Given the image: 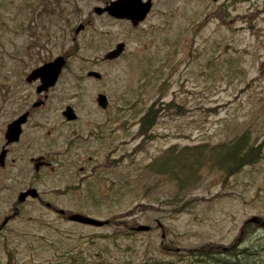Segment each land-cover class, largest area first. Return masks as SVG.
<instances>
[{"label":"rangeland","instance_id":"374dc122","mask_svg":"<svg viewBox=\"0 0 264 264\" xmlns=\"http://www.w3.org/2000/svg\"><path fill=\"white\" fill-rule=\"evenodd\" d=\"M33 1L0 0V83H13L9 94L0 92V150L6 125L30 111L21 141L7 146V165L0 171V222L12 215L19 191L30 182L29 175L22 178L33 170L32 156L49 152L54 170H44L40 191L52 190L47 198L68 212L109 223L71 222L36 203L24 204L0 236V264H51L75 251L84 253L87 264H139L150 257L169 259L174 249L231 245L237 253L246 242L263 243L264 21L258 31L234 30L206 21L205 0H157L148 22L132 30L95 14L97 0H59L64 9L50 18L30 10ZM80 23L85 28L75 34ZM35 29L43 45L26 50ZM119 41L126 45L123 55L103 60ZM36 51L46 59L34 60ZM59 55L66 56V64L56 84L44 105L32 107L43 95L35 91L39 82H26V76ZM92 70L101 78L88 77ZM98 92L108 98L105 114L95 101ZM67 104L79 118L73 124L61 114ZM150 106L157 116L140 134V118ZM105 123L111 124L112 137L98 143L86 139L85 129ZM71 127L76 132L70 135ZM243 133L261 145L257 161L233 175L206 166L186 197L170 178L172 171H157L170 166L162 162L170 147L205 150ZM99 143L115 152L105 157L111 167L91 174L92 166L104 161L101 153L88 152ZM190 161L170 162L179 170ZM70 172L74 181L67 178ZM184 203L188 207L179 211ZM253 217L257 222H247ZM139 224L150 229L120 234Z\"/></svg>","mask_w":264,"mask_h":264},{"label":"trees","instance_id":"16d2710c","mask_svg":"<svg viewBox=\"0 0 264 264\" xmlns=\"http://www.w3.org/2000/svg\"><path fill=\"white\" fill-rule=\"evenodd\" d=\"M68 1L69 0H65V2ZM61 3L62 2H59V0H34L33 2H30L28 8L33 11H36L37 8L39 15H44L45 18H50L51 15H55L57 11H62L64 9V7H60ZM33 34L35 41L29 44L26 50L40 48L43 45L39 43L42 40V35L38 34L37 29L33 31ZM20 53L22 52L20 51ZM34 53L35 54L31 53L33 54L32 57H35L34 60L46 59L44 58V55H41L42 53L40 54V51ZM12 86V82L4 81L3 83H0V92L3 94H9ZM156 114L157 111L154 109V106H150L147 109L140 118V134H146L149 127L152 126L155 119L154 117L157 116ZM250 141L249 134L243 133L235 140L228 142L227 145L219 143L205 150L201 145H195L193 147L184 146L180 149H175V146H173L167 149V155H164V158H162V162H168L167 164L170 166H164V169L162 170L159 169V167H161L159 166V170L157 169V171L159 173L172 171L170 178L174 179L176 182L179 191L182 193V197H186L188 194L187 191L190 187L195 185L198 181L200 172L206 166H215L225 174L233 175L244 166L256 162L261 154V145ZM177 157H184L186 159L190 158L191 161L189 166L185 169L176 170L170 161H175ZM152 171L155 172V170ZM173 172L174 175H172ZM178 201H181V199ZM164 203H166V201H164ZM187 207L188 206L184 203L179 211H182L183 209L186 210ZM136 232L137 230L135 228H127L124 233L120 234L124 235L126 233ZM260 242L256 243L255 246L246 242V245L242 246L243 248L237 253L234 252V248L231 245L225 249L221 246H217L216 249L211 251H204L201 248L190 249L185 253L177 252L171 247L174 249L172 250L173 257L169 259L160 258V256L145 258V261L139 264H258L259 262L264 261V259L261 260L258 257L259 255L264 256V241H262L263 243ZM83 254L82 251H75L72 253L67 252L60 255V260L51 261V264H78L79 262L80 264H87L84 260ZM100 256L102 257L103 255H97V257ZM47 264H49V262Z\"/></svg>","mask_w":264,"mask_h":264},{"label":"flooded vegetation","instance_id":"af4514ba","mask_svg":"<svg viewBox=\"0 0 264 264\" xmlns=\"http://www.w3.org/2000/svg\"><path fill=\"white\" fill-rule=\"evenodd\" d=\"M111 1H115V0H97L98 4L93 6L92 11H94V13L97 14V15L105 14V15L110 16L115 21L125 23L132 30H137V29L143 27V25H145V23L148 22V18L152 14V10L155 7V5L157 4V2H156L157 0H136L138 7L139 6L143 7L145 5V2L149 1L150 2V8H149L148 12L145 14V16L142 19H140L138 22L134 23L132 21V19L115 17V16L110 15L107 11H103L100 14L95 12V8H97V7L98 8H105ZM204 13L206 15V21L207 22L215 21V23L218 26H222V25L223 26H229L230 29H234V30H249V31H255L256 30V31H258L260 21L261 20L264 21V0H262V1L261 0H205V2H204ZM80 24H78L77 27ZM82 25H83V27L79 30V32L85 28V25L84 24H82ZM74 33L78 34L75 31H74ZM262 37H264V35H262L261 38ZM119 42H123V41H119ZM119 42H117V43H119ZM116 44L114 45V47L109 48L107 51H105V53L102 56L103 60H105V61H115V60L119 59L123 55V53L125 51V47H126L125 43H124V49H123L122 53L120 54V56H118L117 58H114V59H105L104 58V55L108 51L114 49L116 47ZM63 56L66 59V56L65 55H63ZM88 77L95 78V77H92V76H88ZM100 78H101V74H100L99 78H95V79H100ZM35 81L39 82V80H34L32 82H35ZM38 85L39 84H37V86ZM35 91H36V88H35ZM36 93H37V91H36ZM98 93H102V92H98ZM37 94L38 95L42 94L43 97L42 98H38L35 102H33L32 107H40V106L44 105L45 100L47 98V91L46 92H42V93H37ZM97 94H96V96H97ZM106 97H107V95H106ZM95 101H96V97H95ZM36 102H40V104L39 105H34ZM96 104H97V102H96ZM67 105H70V104H67ZM67 105L64 106L63 110L65 109V107ZM70 107L73 109L74 113L76 114V119H74V120H66L64 118V120H65L64 122L66 124H73V123L77 122L78 119H79L74 107L71 106V105H70ZM98 107L101 108L99 105H98ZM108 109H109L108 106H106L105 108H101V112H103L105 114V113L108 112ZM62 111H61V114H62ZM24 112H27L28 115H27L26 121L22 124L21 133H20L18 141L12 142V143H8V144H6V142H5L4 146H2V148H1V149H3V148L6 149V156L4 158L3 165L0 166V171L3 170L6 167V165H7V161H6L7 155H8L7 146L9 144L18 143L19 141H21V138H22V136L24 134V127L28 123L29 116H30V111L29 110H25ZM24 112H22V113H24ZM21 114H19L18 116H20ZM109 117H110V115H108V117L106 119H108ZM109 121H111V120L108 119V122ZM75 132H76V129L72 130V127H71V129L69 131V134L71 135V134H73ZM112 132H113V128H111V124L107 125L106 123L103 124V125L98 124L94 129H88L87 128V129L84 130L86 139H88V140H90V138L91 139H95V141L97 143L99 141L105 139L104 136L112 137L111 136ZM69 134H68V136H69ZM68 142H70V141H68ZM107 144L108 143H106V146H107ZM97 147H98V149L94 150V148H93V150H88V152H92L93 151V153H95V154L96 153H98L99 155L102 154V156L104 157V161L101 162V163L99 162V163L94 164L92 166V169H91V174H95L96 171L99 172V171H102V170L106 169L107 167L108 168L111 167V165L109 163H107L105 157L106 156L110 157L111 154L113 152H115V148L113 149L111 147V145H109V144H108V147H107L108 149L107 150L105 148H103L102 146H100V143L97 145ZM29 148H30V146H29ZM95 148H96V146H95ZM52 156H53V154L49 153V152L40 153L36 157L32 156L31 160L34 162L33 170L30 173L24 174L26 176H24L22 178V179H25V180H29V179H27V177L29 175V178H30L29 181L30 182L26 183L25 187H23L19 191V193L17 195V198H16V202L12 204V207H13L12 215L11 214L6 215L3 218V220L0 222V236H1L2 232L5 230V228L8 226V224L10 223V221L20 214V206H22L24 204H27V203H30V202L38 204L39 207H41L44 210V212H51V213L54 212L61 219L69 220L68 219V215L70 213H72V212H68L66 209L58 207L53 201H51L50 198H47V197L50 196V194H52V190L40 191L41 190L40 187L43 184L37 182V181L43 180L42 177H43V173H45V171H44L45 169L48 168V169H50L53 172L54 167L51 166V161L48 160ZM88 160L92 161V157L90 155H88ZM79 171L83 172L84 171V167L81 166L79 168ZM102 174L104 176L106 175V173H102ZM74 176H75L74 172H70V174L67 175V178L70 179V180L72 179L74 181ZM37 184L40 185V187ZM32 188L36 189V193H37L36 197H31L30 195H27L24 198V200H22V201L18 200L19 194L21 192L27 191V190L32 189ZM61 210H63L64 212H61ZM74 213H77V212H74ZM81 214H83V213H81ZM37 219L41 220V221H44L46 223L51 222L50 218L48 219V218H46L45 216H42V215H38ZM108 222H109V220H108Z\"/></svg>","mask_w":264,"mask_h":264},{"label":"water","instance_id":"95a60500","mask_svg":"<svg viewBox=\"0 0 264 264\" xmlns=\"http://www.w3.org/2000/svg\"><path fill=\"white\" fill-rule=\"evenodd\" d=\"M150 8V2H145L143 7L137 6L136 0H115L111 1L105 8H95V12L100 14L103 11H107L110 15L119 17V18H129L132 19L134 23L138 22L142 19L145 14L148 12ZM83 27L80 24L75 32L78 33L79 30ZM124 49V43L119 42L116 44V47L110 51H108L105 55V59H114L120 56ZM66 64V59L64 56H57L53 60L44 62L42 65L32 69L25 80L27 82H32L34 80H39V85L36 87L37 93H42L48 91V89L55 85L58 77ZM88 76H92L95 78L100 77V73L97 71H89L87 73ZM96 102L101 108H105L108 104V99L105 94L98 93L96 96ZM40 102H36L34 105H39ZM28 113L24 112L20 116L14 118L6 125V130L4 132V138L6 140V144L16 142L19 139L21 133L22 124L26 121ZM62 115L66 120H74L76 119V114L70 105H67L65 109L62 111ZM6 156V149L3 148L0 150V166L4 163V158ZM30 195L31 197H36V189L32 188L27 191L21 192L19 194L18 200L22 201L24 198ZM61 212H64L61 210ZM69 221L77 222L81 224L91 225V226H102L108 223V220H102L95 217H91L88 215H84L81 213H70L68 215ZM247 222H257V218L253 217L249 219ZM137 231H148L150 226L145 224H139L135 227Z\"/></svg>","mask_w":264,"mask_h":264}]
</instances>
